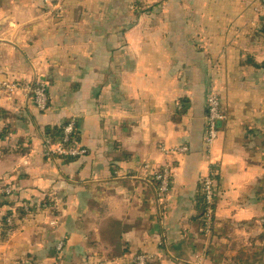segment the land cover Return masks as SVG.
<instances>
[{"label":"crops","instance_id":"crops-1","mask_svg":"<svg viewBox=\"0 0 264 264\" xmlns=\"http://www.w3.org/2000/svg\"><path fill=\"white\" fill-rule=\"evenodd\" d=\"M261 1L0 0V79L49 87L46 112L22 94H0L9 132L0 139V192H16L0 213L13 201L24 207L48 198L46 220L56 226L43 211L22 216V228H36L45 246L64 236L68 249L96 248L85 264L110 258L111 246L126 264L143 252L194 264H264ZM212 92L224 119L207 153ZM68 119L87 152L44 157L45 133L57 138ZM169 164L171 191L161 200L152 174ZM211 166L218 199L205 235L201 182ZM10 246L26 253L15 237L0 244L2 258ZM69 262L80 259L61 264Z\"/></svg>","mask_w":264,"mask_h":264},{"label":"built area","instance_id":"built-area-1","mask_svg":"<svg viewBox=\"0 0 264 264\" xmlns=\"http://www.w3.org/2000/svg\"><path fill=\"white\" fill-rule=\"evenodd\" d=\"M260 7L257 9V13L264 12V0L261 1ZM0 94L8 96H15L22 94L29 98L33 105L39 112H46L49 108V87L45 83L31 82L26 80H10L0 79ZM206 123L207 130L205 136V145L207 153H210L213 149L214 143L217 139L219 132V122L224 119L221 111V99L220 95L216 92H212L207 98V110H206ZM45 156L48 158H76L84 155L87 150L84 149L76 136L75 122L68 121L62 126L61 134L57 138H47L45 140ZM174 152L187 151V148H176ZM148 169V165L145 166ZM154 182L159 194V198L163 200L171 191V184L173 178V166L165 165L159 171L153 172ZM5 193L10 194L12 190H4ZM202 192V209H201V223L203 233L210 235L213 231L215 223V208L218 194L216 190V180L214 167L211 166L209 173L203 178L201 182ZM47 201H44L42 206L47 205ZM26 207H31L27 204ZM151 257L147 253L137 254L131 257L132 262L136 264H146L147 259Z\"/></svg>","mask_w":264,"mask_h":264},{"label":"rangeland","instance_id":"rangeland-1","mask_svg":"<svg viewBox=\"0 0 264 264\" xmlns=\"http://www.w3.org/2000/svg\"><path fill=\"white\" fill-rule=\"evenodd\" d=\"M137 7L138 5L136 4V2H132L131 9H136ZM137 10H139V8ZM142 12H144V9L141 11V13ZM5 97L9 99L12 98V96H8V95H6ZM69 120L72 121V119H68L58 126L59 127V130L57 131L58 133L62 131V126L66 124ZM7 126L8 124L6 123V114L0 111V139L8 138L9 132L7 131L8 129ZM50 134H53L52 130L45 133L44 143H42L43 147H45V140L51 137ZM43 154L45 157L44 150H43ZM0 194L2 195L7 193H5V191L3 190V192H0ZM2 200L3 198H0V204ZM48 200L49 199L47 198L46 200L37 201L35 203L36 205L33 208L30 207L27 208L26 207L27 204H24L23 205L24 207L22 206L20 207V205L18 206L15 203V201H13L12 204H14L15 206L13 209H11V211L8 212L9 218L7 220H3L5 217H3L4 215L0 213V223L2 224V225L0 224V244H5V243L8 244L12 242L13 238L18 237L21 244L23 245V248L26 250L25 251L26 253H24L23 256L20 253L15 252V248L10 246L8 249L10 251L4 258H2L4 252L3 253L0 252L1 255L0 264H61L66 256L79 258L80 262H76V264H85L87 263L88 258H90L87 257L89 253H92L93 257L97 256L96 248L92 250L91 249L86 250L83 246H82L83 249L81 248V246H77V248L68 249L67 245H65L66 238L64 236H60L58 238V241L56 240L55 243H47V239L45 238L44 239L45 243H47V245L45 246L44 243L40 244L41 242H39V235L36 234L39 231L34 230L36 228H34L33 230H29V233H25V231L28 229L22 228L21 223L19 222L22 219V216L25 215H27L26 218H28V216H34L36 214H40L41 212L45 211L44 220L46 222L48 221L47 223L49 224V227L56 226L55 222L52 223L51 221L46 220L47 216L52 215V211L50 206L45 207L42 206V204L44 201H47L48 203ZM21 208L23 209V211L21 210ZM32 226L30 227V229L32 228ZM36 226L37 224H34V227ZM42 232L45 233V230L43 229ZM159 246L163 247L161 245ZM107 254H109L110 258L104 259V262H99V264H126L124 261L125 260L124 253H122L120 250L117 251L115 254H121L119 257H117L114 254V246H111V250L107 252ZM168 255L153 254V256L147 259L146 264H194L193 262L184 263V262L172 260L168 258ZM82 260H86V262L82 263ZM128 261L129 262L127 264H136L132 262L131 258H129ZM68 264H72V262H69Z\"/></svg>","mask_w":264,"mask_h":264},{"label":"trees","instance_id":"trees-1","mask_svg":"<svg viewBox=\"0 0 264 264\" xmlns=\"http://www.w3.org/2000/svg\"><path fill=\"white\" fill-rule=\"evenodd\" d=\"M61 134V132H59V135ZM15 193L16 192H13L12 191V193H10V194H2V195H0V198L2 197L3 198V200H2V202H1V204H0V206H3L5 203H6V205H9V201L11 200V198L15 195ZM46 198V197H45ZM45 198H43V200H45ZM32 204H35V202L34 203H30V205H32ZM21 210L23 211V209L21 208ZM9 211H11V209H7L2 215H4L3 217H5L3 220H7L8 218H9V215H8V212ZM1 224V223H0ZM2 225V224H1Z\"/></svg>","mask_w":264,"mask_h":264}]
</instances>
